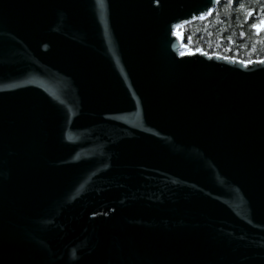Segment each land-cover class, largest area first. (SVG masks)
Instances as JSON below:
<instances>
[{
	"label": "water",
	"instance_id": "water-1",
	"mask_svg": "<svg viewBox=\"0 0 264 264\" xmlns=\"http://www.w3.org/2000/svg\"><path fill=\"white\" fill-rule=\"evenodd\" d=\"M217 0H0V264H264V60L181 53Z\"/></svg>",
	"mask_w": 264,
	"mask_h": 264
},
{
	"label": "trees",
	"instance_id": "trees-1",
	"mask_svg": "<svg viewBox=\"0 0 264 264\" xmlns=\"http://www.w3.org/2000/svg\"><path fill=\"white\" fill-rule=\"evenodd\" d=\"M264 0H219L203 18L178 28L182 47L192 52L221 54L247 62L264 59Z\"/></svg>",
	"mask_w": 264,
	"mask_h": 264
},
{
	"label": "rangeland",
	"instance_id": "rangeland-1",
	"mask_svg": "<svg viewBox=\"0 0 264 264\" xmlns=\"http://www.w3.org/2000/svg\"><path fill=\"white\" fill-rule=\"evenodd\" d=\"M180 27V26H179ZM179 27H177L176 29H175V34H179L178 32V28ZM181 38V37H180ZM181 53H184V54H189V53H193L192 51H189L188 49H186V47H182L181 49ZM212 54V53H211ZM211 54H208V55H211ZM219 55H221V54H219ZM221 56H223V55H221ZM223 57H225V58H231V57H228V56H223ZM231 59H236V60H238V61H242V62H244V63H249V62H247V60H245V61H243V60H241L240 58H231ZM260 60H264V59H260ZM255 61H259V59H255Z\"/></svg>",
	"mask_w": 264,
	"mask_h": 264
},
{
	"label": "snow or ice",
	"instance_id": "snow-or-ice-1",
	"mask_svg": "<svg viewBox=\"0 0 264 264\" xmlns=\"http://www.w3.org/2000/svg\"><path fill=\"white\" fill-rule=\"evenodd\" d=\"M217 2H219V0H217ZM201 18H203V17H201ZM253 27L256 28L257 31L261 30V28H264V21H261L260 24H254ZM241 63H243V62H241ZM261 63H264V61H262Z\"/></svg>",
	"mask_w": 264,
	"mask_h": 264
}]
</instances>
